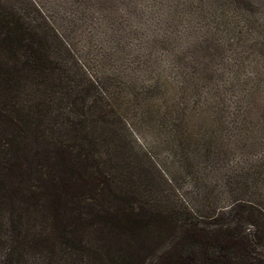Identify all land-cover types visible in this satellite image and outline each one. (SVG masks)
Wrapping results in <instances>:
<instances>
[{
    "label": "rangeland",
    "instance_id": "obj_1",
    "mask_svg": "<svg viewBox=\"0 0 264 264\" xmlns=\"http://www.w3.org/2000/svg\"><path fill=\"white\" fill-rule=\"evenodd\" d=\"M7 11L48 23L90 78H110V106L71 96L33 126L3 95L0 264H159L184 232L169 216L225 230L241 214H195L236 197L261 206L241 210L242 231L264 264V0H0ZM67 117L84 121L96 162L58 132Z\"/></svg>",
    "mask_w": 264,
    "mask_h": 264
},
{
    "label": "trees",
    "instance_id": "obj_2",
    "mask_svg": "<svg viewBox=\"0 0 264 264\" xmlns=\"http://www.w3.org/2000/svg\"><path fill=\"white\" fill-rule=\"evenodd\" d=\"M11 14L12 12L9 11L0 13V49L1 57H4L0 60V120L3 117L6 119L9 117L4 114L7 108L2 104V102L6 103L2 100L3 95L9 96V103L19 98L12 105L13 109H16L20 115L23 112L33 116V126L43 125L47 113L54 106H56L55 109L59 108L61 101L71 96H75L74 106L80 104L82 111L87 108L91 112L95 108L93 104L97 106L101 103V109L110 106L109 102L103 105L105 99L103 96L107 94L99 87L105 82L107 84L110 78L104 80V83L103 79H98L99 77L91 76L90 78L82 67L78 66V62L72 57L70 48L62 41V36L48 23H45L48 31L45 29L47 32H40L35 25L21 16L11 19ZM68 57L72 60L70 61ZM21 95L28 98L25 100L30 103L29 106L25 100L23 104L19 102ZM61 116L64 117V114L54 119ZM20 122L24 123L22 118ZM79 122L67 117L58 126V132L69 136L71 134L76 139L80 138L82 143L77 144V147L83 152L84 158L96 162L102 156L101 152L92 145L93 141L89 142L88 135L87 137L83 135L86 133L84 121L79 120ZM9 123L15 125L12 120H9ZM12 136V140L19 139L21 143H25L27 138L21 133H13ZM56 141L61 144V140L56 139ZM84 142L90 144L87 146ZM61 152L59 156L61 159H65L67 155L69 157L71 153L62 149ZM19 154L20 152L17 151L11 158H17ZM248 204L261 207L257 202H247L236 197L230 209L223 208L220 212L211 210L207 215L195 214L196 219L213 222L221 216V212L223 214L225 211L242 215L237 214L240 217L235 225L228 224L225 230L219 231L197 227L196 224L189 222L181 225L177 213H173L174 215L169 216L167 222L183 228L184 232L176 235V242L171 246L168 256L163 258L159 264H256V258L251 255L253 245L242 231L246 219L245 212L241 210L247 208ZM183 212L191 216L193 214L188 208H183ZM162 227L164 225L161 221L158 229ZM123 264H128V262L123 261Z\"/></svg>",
    "mask_w": 264,
    "mask_h": 264
}]
</instances>
